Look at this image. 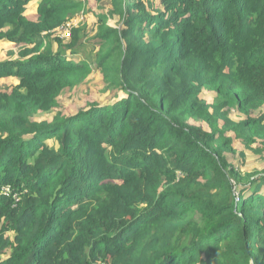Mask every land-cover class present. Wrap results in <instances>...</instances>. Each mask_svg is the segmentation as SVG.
I'll return each instance as SVG.
<instances>
[{"label":"trees","instance_id":"1","mask_svg":"<svg viewBox=\"0 0 264 264\" xmlns=\"http://www.w3.org/2000/svg\"><path fill=\"white\" fill-rule=\"evenodd\" d=\"M111 5L63 40L86 2L0 0V264H264V171L225 156L264 159V0ZM95 72L126 97L33 119Z\"/></svg>","mask_w":264,"mask_h":264},{"label":"rangeland","instance_id":"2","mask_svg":"<svg viewBox=\"0 0 264 264\" xmlns=\"http://www.w3.org/2000/svg\"><path fill=\"white\" fill-rule=\"evenodd\" d=\"M82 1L86 2V11L88 14L85 12L80 13L79 16L70 19L67 23L73 24L72 30L78 28L80 25L86 24L88 26L87 30L89 36H93V32L99 23L96 15L100 13H106L108 10H111V0H102L100 3H98L96 0ZM31 8L32 7L29 6L27 10H31ZM31 11L33 12V10ZM108 24L114 27H121L118 17L110 20ZM58 35L59 32H57L56 36L58 37ZM20 48L21 46L13 45L9 42H6V44H4V42L0 43V61H12L20 59ZM9 52H15V54L10 56L8 54ZM87 58H92L93 60L90 52L87 53ZM13 81L14 79L12 78H4L1 84L3 91H9V88L13 85ZM125 97L126 95L123 92L108 87L103 80L102 74L100 72H95L94 76L90 77V79L83 85L73 90L65 91L58 99V108L54 109L50 113H40L33 119L35 121H52L58 113L71 116L80 110L88 109L92 104L105 106ZM216 97L217 94L210 91H204L201 94L202 100L206 101L208 104H213ZM225 111L234 121L247 119V116L243 114L237 107L227 108ZM261 114H264V107L261 110L252 112L253 117H259ZM190 124L196 128H200L205 133L211 132L209 125L203 120H190ZM49 143L53 146L56 144L54 141H50ZM232 147L236 153L228 152L225 155L232 166L239 170H243L244 174L253 173L256 171H264V159H261V157L256 156L248 151L246 159L243 160L240 156V152L243 150V145L235 140V142L232 144ZM3 191L7 193V187H3Z\"/></svg>","mask_w":264,"mask_h":264},{"label":"built area","instance_id":"3","mask_svg":"<svg viewBox=\"0 0 264 264\" xmlns=\"http://www.w3.org/2000/svg\"><path fill=\"white\" fill-rule=\"evenodd\" d=\"M72 25H73L72 23H65L64 25H62L57 31V32H59L58 37L63 39V40L70 39L72 36L71 34L73 33V30H74V29L72 30ZM57 32L55 33V37H57L56 36ZM7 189H8L7 194H10L9 188H7Z\"/></svg>","mask_w":264,"mask_h":264},{"label":"crops","instance_id":"4","mask_svg":"<svg viewBox=\"0 0 264 264\" xmlns=\"http://www.w3.org/2000/svg\"><path fill=\"white\" fill-rule=\"evenodd\" d=\"M32 8H31V10H33V12L31 11V10H29V12H28V14H29V16L32 18V19H35L36 17H37V3L36 2H34V3H32L31 5H30ZM2 43V42H1ZM4 44H6V42H4Z\"/></svg>","mask_w":264,"mask_h":264}]
</instances>
